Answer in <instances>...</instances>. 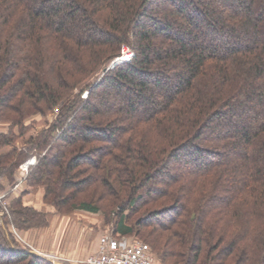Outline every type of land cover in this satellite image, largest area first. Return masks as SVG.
Returning a JSON list of instances; mask_svg holds the SVG:
<instances>
[{"label": "trees", "instance_id": "trees-1", "mask_svg": "<svg viewBox=\"0 0 264 264\" xmlns=\"http://www.w3.org/2000/svg\"><path fill=\"white\" fill-rule=\"evenodd\" d=\"M17 172L159 264H264V0H0V183ZM12 193L0 264H58L16 243L49 220Z\"/></svg>", "mask_w": 264, "mask_h": 264}, {"label": "rangeland", "instance_id": "rangeland-1", "mask_svg": "<svg viewBox=\"0 0 264 264\" xmlns=\"http://www.w3.org/2000/svg\"><path fill=\"white\" fill-rule=\"evenodd\" d=\"M33 160V159H32ZM31 159L26 161L21 165L22 168H26L28 163H31ZM15 183V182H14ZM9 183L8 181H3V183H0V203L4 206V202L6 203V198L4 195H1L2 193L5 194L6 191L13 192L14 194H21L23 193V198L28 203L33 204H40L41 207L44 206V203L42 202L41 196L39 194V190L37 188H29L25 183L21 182V179L17 181V183ZM27 189L30 190L27 192ZM26 190V192H24ZM12 193V194H13ZM5 199V200H4ZM6 205V204H5ZM46 212V215L49 217L51 215L54 216L55 222H54V228L48 229L44 232V234H38L36 237V233L34 231H30L31 228L28 229H21L20 231L16 229L14 226H11L10 229L13 231V228L17 232L16 236V243L20 246L26 247L29 246L30 249H35L39 251L42 256H45L49 258L50 260H54L53 262L58 264H86L84 260L88 256L83 255H74L72 257L68 256H62L60 253L55 251V248L53 246L56 244V242L61 238L60 235L62 230L60 229L63 226L66 227V229H69V225L71 221H74L75 226H83L85 228H88L86 230V236H90L91 238L95 235L100 237V235L105 233L114 232V224L117 219L115 214H110L108 217L101 211L99 212H83L82 210L75 209L71 211L70 213H59L56 212L55 209L50 208L48 205L45 204V206L42 208ZM0 214H1V208H0ZM48 225H51L48 223ZM48 225L42 226L43 228L49 227ZM36 228V227H34ZM59 228V229H58ZM90 228V229H89ZM75 230H83L81 228L75 229ZM72 232V231H71ZM89 232V233H88ZM73 233V232H72ZM65 233H63V236ZM76 235V234H75ZM137 236H134L133 238H136ZM141 240L139 237L136 238ZM143 241V240H141ZM145 242V241H143ZM87 244H93L92 241ZM43 248V249H42ZM91 252V253H90ZM94 252L92 249L91 251H88V253L91 255ZM88 254V255H89ZM156 258V255L154 254V260ZM154 264H159L156 258V261Z\"/></svg>", "mask_w": 264, "mask_h": 264}, {"label": "built area", "instance_id": "built-area-1", "mask_svg": "<svg viewBox=\"0 0 264 264\" xmlns=\"http://www.w3.org/2000/svg\"><path fill=\"white\" fill-rule=\"evenodd\" d=\"M131 57L132 51L122 46L121 54L112 62L130 60ZM13 233L18 236L14 228ZM33 251L41 254L35 249ZM153 261L154 256L146 242L112 232L100 235L96 251L84 260L86 264H152Z\"/></svg>", "mask_w": 264, "mask_h": 264}, {"label": "crops", "instance_id": "crops-1", "mask_svg": "<svg viewBox=\"0 0 264 264\" xmlns=\"http://www.w3.org/2000/svg\"><path fill=\"white\" fill-rule=\"evenodd\" d=\"M20 176H21V173L17 172L15 174V183H17L18 179L19 180L21 179ZM1 195H4V193H2ZM25 199H27V198H25ZM38 204H36V205H38ZM83 212H88V211H83ZM54 222H55L54 216L51 215L49 217V224H51V225H48L49 227L31 228L30 231L31 232L34 231V233H36V237H37L38 234L42 235V233L44 234V232L46 230L48 231V229L50 230V228H52V227L54 228ZM83 226L77 227L74 225V221H71V223L69 225V229H66V227H64V226L62 228H60V229H64V231L62 230V232H61L62 235H60L61 238L53 246V248L56 247L55 251H57L58 253H60L64 257L65 256L72 257L74 255L89 256L90 254L88 253V251H91L92 249L95 252L97 249L99 237L95 236V235L92 238L90 236L87 237L85 234H86V230H88V228H85ZM78 228H81L83 230H75ZM63 233H65L64 236H63ZM90 241H92V243H93L92 245L87 244V242L89 243Z\"/></svg>", "mask_w": 264, "mask_h": 264}]
</instances>
